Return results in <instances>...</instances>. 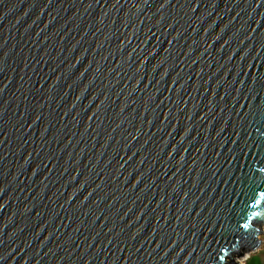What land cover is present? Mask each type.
Returning <instances> with one entry per match:
<instances>
[{"label": "water", "instance_id": "water-1", "mask_svg": "<svg viewBox=\"0 0 264 264\" xmlns=\"http://www.w3.org/2000/svg\"><path fill=\"white\" fill-rule=\"evenodd\" d=\"M264 228V0H0V264H236Z\"/></svg>", "mask_w": 264, "mask_h": 264}, {"label": "rangeland", "instance_id": "rangeland-1", "mask_svg": "<svg viewBox=\"0 0 264 264\" xmlns=\"http://www.w3.org/2000/svg\"><path fill=\"white\" fill-rule=\"evenodd\" d=\"M264 230V228H263ZM260 239L262 240V244L259 246V248L256 251H252L249 254V258L252 257L254 260L253 263L256 264H264V231L263 233L260 235ZM247 258L246 260H242L243 264H246V261L249 259ZM236 261H238L239 259L236 257L235 258Z\"/></svg>", "mask_w": 264, "mask_h": 264}, {"label": "bare ground", "instance_id": "bare-ground-1", "mask_svg": "<svg viewBox=\"0 0 264 264\" xmlns=\"http://www.w3.org/2000/svg\"><path fill=\"white\" fill-rule=\"evenodd\" d=\"M236 257L239 259L238 261H236V259H235ZM242 260L243 259L242 258H239L238 256H235L234 257V261L236 262V264H243Z\"/></svg>", "mask_w": 264, "mask_h": 264}, {"label": "trees", "instance_id": "trees-1", "mask_svg": "<svg viewBox=\"0 0 264 264\" xmlns=\"http://www.w3.org/2000/svg\"><path fill=\"white\" fill-rule=\"evenodd\" d=\"M253 258L250 257L247 261H246V264H256V263H253L254 260H252Z\"/></svg>", "mask_w": 264, "mask_h": 264}, {"label": "built area", "instance_id": "built-area-1", "mask_svg": "<svg viewBox=\"0 0 264 264\" xmlns=\"http://www.w3.org/2000/svg\"><path fill=\"white\" fill-rule=\"evenodd\" d=\"M262 244V243H261ZM259 248V247H258ZM250 254V253H249ZM249 254L244 258V260H246L247 258H249Z\"/></svg>", "mask_w": 264, "mask_h": 264}]
</instances>
